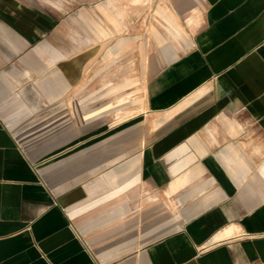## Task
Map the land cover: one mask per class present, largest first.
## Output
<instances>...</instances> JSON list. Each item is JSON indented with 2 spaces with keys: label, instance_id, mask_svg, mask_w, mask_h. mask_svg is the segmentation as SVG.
<instances>
[{
  "label": "crops",
  "instance_id": "crops-1",
  "mask_svg": "<svg viewBox=\"0 0 264 264\" xmlns=\"http://www.w3.org/2000/svg\"><path fill=\"white\" fill-rule=\"evenodd\" d=\"M52 6L0 0V264H264V0Z\"/></svg>",
  "mask_w": 264,
  "mask_h": 264
},
{
  "label": "rangeland",
  "instance_id": "rangeland-1",
  "mask_svg": "<svg viewBox=\"0 0 264 264\" xmlns=\"http://www.w3.org/2000/svg\"><path fill=\"white\" fill-rule=\"evenodd\" d=\"M42 1L47 7H50V8L54 7L52 5H55L57 7V5L60 4V6H62V8L71 9V8H74L75 6L81 4V2H83L84 0H42ZM98 9H99L98 11L101 14V16L106 17V18L109 16V14L105 10L104 5L99 4ZM99 18H100V16H99ZM133 100H136V99H133ZM107 101H108V98H103V99L99 100L98 103H99V105H102ZM133 107H136V104L131 105L130 108H128V110H125L126 112H123V113H112V112L104 113L102 115V118H103V120H107L109 122L110 121L117 122L120 119H122L123 117L135 114L137 109L135 110V108H133ZM150 138H151L150 136H147L146 142H148ZM147 197H148V195H147ZM160 200L162 202L163 217L175 213V207H174V204L171 202L170 197H166L164 194H162ZM173 228H176V227L175 226H171V227L163 226L162 232L169 230V229H173Z\"/></svg>",
  "mask_w": 264,
  "mask_h": 264
}]
</instances>
